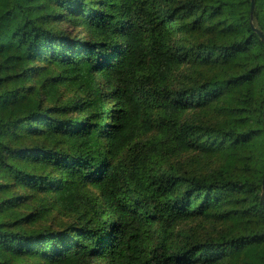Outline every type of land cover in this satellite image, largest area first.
Returning <instances> with one entry per match:
<instances>
[{"label": "trees", "instance_id": "1", "mask_svg": "<svg viewBox=\"0 0 264 264\" xmlns=\"http://www.w3.org/2000/svg\"><path fill=\"white\" fill-rule=\"evenodd\" d=\"M0 0V264H264V0Z\"/></svg>", "mask_w": 264, "mask_h": 264}, {"label": "water", "instance_id": "2", "mask_svg": "<svg viewBox=\"0 0 264 264\" xmlns=\"http://www.w3.org/2000/svg\"><path fill=\"white\" fill-rule=\"evenodd\" d=\"M254 10H255V0H252V7H251V14L253 16L254 14ZM257 32L259 33V35L261 36L262 40L264 41V34L260 31L257 30ZM262 200L264 202V178H263V185H262V194H261Z\"/></svg>", "mask_w": 264, "mask_h": 264}]
</instances>
